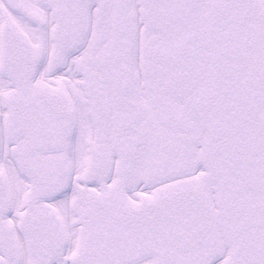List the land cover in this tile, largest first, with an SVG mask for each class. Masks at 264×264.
Segmentation results:
<instances>
[{"label": "snow or ice", "instance_id": "6c2138e0", "mask_svg": "<svg viewBox=\"0 0 264 264\" xmlns=\"http://www.w3.org/2000/svg\"><path fill=\"white\" fill-rule=\"evenodd\" d=\"M0 264H264V0H0Z\"/></svg>", "mask_w": 264, "mask_h": 264}]
</instances>
